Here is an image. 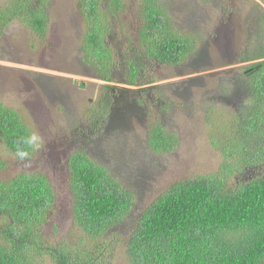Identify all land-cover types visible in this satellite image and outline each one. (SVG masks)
Instances as JSON below:
<instances>
[{
    "label": "trees",
    "instance_id": "trees-1",
    "mask_svg": "<svg viewBox=\"0 0 264 264\" xmlns=\"http://www.w3.org/2000/svg\"><path fill=\"white\" fill-rule=\"evenodd\" d=\"M49 4L3 0L0 37L17 21L45 39ZM75 7L88 66L105 81L120 72L119 83L139 87V94L154 93L151 101H142L147 143L154 152H171L178 136L164 118L174 103L158 91L155 73L158 67L190 63L200 52L198 34L175 28L159 0H75ZM235 9L234 3L223 12ZM121 14L130 21L118 32ZM248 48L240 61H256L237 68L245 77L246 97L229 117L225 136L213 141L219 166L173 183L141 212L124 249L129 264H264V48ZM106 101L93 111L96 122L110 112ZM0 144L18 160L32 159L38 148L21 113L2 102ZM7 165L0 158V170ZM68 173L71 224L81 229L79 235L63 233L52 222L57 197L45 172L0 178V264H112L109 245L118 243L115 227L127 218L135 194L83 151L71 154Z\"/></svg>",
    "mask_w": 264,
    "mask_h": 264
},
{
    "label": "rangeland",
    "instance_id": "rangeland-1",
    "mask_svg": "<svg viewBox=\"0 0 264 264\" xmlns=\"http://www.w3.org/2000/svg\"><path fill=\"white\" fill-rule=\"evenodd\" d=\"M159 3L168 11L175 28L195 32L200 39V52L190 63L158 67L155 73L158 91L174 103L164 120L177 134L178 144L168 153L154 152L147 143L149 121L142 101H151L154 93L139 94V87L119 83L124 79L120 72L113 75V81H105L88 66L75 0H50L45 39L33 37L17 21L10 22L0 37V102L21 113L38 141L34 156L28 160L16 159L0 144V158L8 162L0 170V178L26 171L45 172L57 197L52 222L63 233L72 230V235H79L81 229L71 224L69 158L83 151L105 166L135 194L127 218L115 227L118 243L109 245L112 264H129L124 253L129 234L151 202L173 183L217 169L220 152L213 141L218 135L225 136L231 126L229 117L241 109L240 102L246 97L245 77L237 68L256 61H240V56L248 47L264 48L262 0ZM234 3L235 12H223ZM129 21L121 14L116 21L117 31ZM101 100L109 101L110 112L96 122L93 111ZM210 109L215 116L208 113Z\"/></svg>",
    "mask_w": 264,
    "mask_h": 264
},
{
    "label": "water",
    "instance_id": "water-1",
    "mask_svg": "<svg viewBox=\"0 0 264 264\" xmlns=\"http://www.w3.org/2000/svg\"><path fill=\"white\" fill-rule=\"evenodd\" d=\"M74 82H75V83H77V80H74ZM80 86H81V87H84V85H83V84H80Z\"/></svg>",
    "mask_w": 264,
    "mask_h": 264
}]
</instances>
